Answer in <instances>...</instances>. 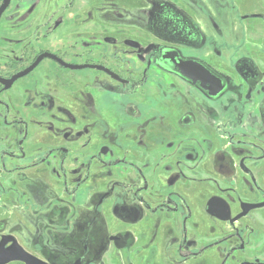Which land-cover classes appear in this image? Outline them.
<instances>
[{"label":"flooded vegetation","instance_id":"1","mask_svg":"<svg viewBox=\"0 0 264 264\" xmlns=\"http://www.w3.org/2000/svg\"><path fill=\"white\" fill-rule=\"evenodd\" d=\"M3 6L1 249L42 264H264V0ZM44 17L61 30L36 50ZM97 18L135 25L141 44Z\"/></svg>","mask_w":264,"mask_h":264},{"label":"rangeland","instance_id":"2","mask_svg":"<svg viewBox=\"0 0 264 264\" xmlns=\"http://www.w3.org/2000/svg\"><path fill=\"white\" fill-rule=\"evenodd\" d=\"M99 3V2H98ZM25 5V4H24ZM23 5V6H24ZM100 5V3L98 4ZM99 7V6H97ZM51 9V8H50ZM36 10L38 11V13H40L41 15L42 14H45V13H48V11H46L47 9H45L44 7H37L36 9H34V15L36 14ZM46 11V12H45ZM68 17H70V15H68ZM56 19V21L54 22V20ZM60 18H54L52 19V22H49L48 21H51L49 20L48 18L44 17V18H35V23H33V27H32V35L34 34V38H33V47L34 49L37 50V48H40L42 47V45L46 46L48 43H51L49 39H47V37H49V34H48V31H52L54 29H60L61 30V27L58 28L54 25L57 26V24L59 23V20ZM67 19V18H66ZM124 20L128 19V18H123ZM131 19V18H130ZM98 21V28H97V31L99 30H105L107 31L108 33L110 32V38H117V39H120V38H124V37H127V40L130 41V42H134L135 45L134 46H138L139 44H141V40L137 38V34L135 33V31L138 30V28L135 26V25H126L125 23H119V22H116V21H113L112 18H97L96 19ZM115 20V19H114ZM68 24L70 22H75V24H77V19L74 18V19H71L69 21H67ZM55 23V24H54ZM100 25H103L102 27H100ZM130 27V28H129ZM4 24L2 23L0 25V29H4ZM114 28H119V30L121 32L119 33H113V29ZM77 30H80V31H86L87 29H84L83 28H76ZM132 29V30H131ZM18 30L19 31H24L26 30L25 29V24L23 23V25H20L18 26ZM134 31V32H133ZM134 38H132V37ZM53 39V38H52ZM51 39V40H52ZM119 47H123L125 45H123L122 43H118L117 44ZM133 46V45H131ZM35 50V51H36ZM26 57V55H25ZM123 57L124 58H127V56L125 54H123ZM125 62V61H124ZM115 94V93H114ZM114 99L118 100L120 98H117L115 95H111ZM27 244V241L26 243H24L23 245L25 246V248L29 249V250H33L31 246L29 245H26ZM34 252L35 249L33 250ZM37 253V252H36ZM52 256V253H50ZM51 258V257H50Z\"/></svg>","mask_w":264,"mask_h":264},{"label":"water","instance_id":"3","mask_svg":"<svg viewBox=\"0 0 264 264\" xmlns=\"http://www.w3.org/2000/svg\"><path fill=\"white\" fill-rule=\"evenodd\" d=\"M2 9H4V6L0 9V12L2 11ZM43 57H45V56L40 57L39 60L36 61L35 65ZM204 71L206 73H208L210 78L215 79V77H213L209 72H207L206 70H204ZM9 261H19V262H23L25 264H42V263L34 260L32 257H30V255L26 254L21 248H19L16 245L15 246L13 245L8 250H3L0 248V264H6Z\"/></svg>","mask_w":264,"mask_h":264}]
</instances>
